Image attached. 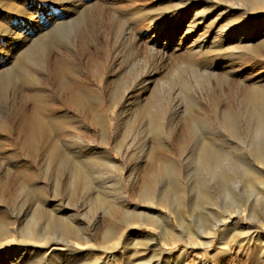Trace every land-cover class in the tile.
Returning a JSON list of instances; mask_svg holds the SVG:
<instances>
[{"label":"rangeland","instance_id":"obj_1","mask_svg":"<svg viewBox=\"0 0 264 264\" xmlns=\"http://www.w3.org/2000/svg\"><path fill=\"white\" fill-rule=\"evenodd\" d=\"M0 227V264H264V0H0Z\"/></svg>","mask_w":264,"mask_h":264},{"label":"bare ground","instance_id":"obj_2","mask_svg":"<svg viewBox=\"0 0 264 264\" xmlns=\"http://www.w3.org/2000/svg\"><path fill=\"white\" fill-rule=\"evenodd\" d=\"M259 114L257 115V116H255V117H257V120H259L258 118H259ZM258 127H260V126H258ZM205 149V148H204ZM255 150V149H254ZM207 151V150H206ZM209 151V150H208ZM210 151H213V150H210ZM209 151V152H210ZM209 152H208V154H209ZM216 152V151H215ZM206 153V152H205ZM211 153V152H210ZM217 153V152H216ZM254 153V152H253ZM198 154H200V153H198ZM207 154V153H206ZM205 154V155H206ZM211 154H213V156H214V152L213 153H211ZM255 155H256V159H257V157H258V154H257V152H255ZM202 156H204V154L202 155ZM217 156V155H216ZM215 156V157H216ZM201 157V156H200ZM218 157V156H217ZM208 158V157H207ZM221 158V157H220ZM206 159V158H205ZM210 158H208V160H209ZM203 160H204V158H203ZM211 160V159H210ZM216 159H214V161L213 162H216L215 161ZM219 160V159H218ZM217 160V161H218ZM200 161H201V159H200ZM204 162H205V160H204ZM168 163V162H167ZM170 163V162H169ZM169 163H168V168L170 169V167H169ZM162 164V163H161ZM166 164V163H165ZM215 164H217V162L215 163ZM171 166V165H170ZM169 173V172H168ZM241 174H242V176H243V178H244V180H245V183H246V185H248V186H252V185H255V184H257L258 185V183H259V181L257 180V172L254 170V168H252L251 166H248V167H246L245 166V168H243L242 170H241V172H240ZM259 178V177H258ZM257 187V186H256ZM248 189V188H247ZM142 190H145L144 188H142ZM146 191V190H145ZM144 191V192H145ZM143 192V191H142ZM162 195H164L163 193H162ZM161 196V195H160ZM162 197V196H161ZM160 197V198H161ZM165 198H166V196H165ZM201 198V197H200ZM176 216V215H175ZM178 216H176V218H177ZM222 220H217V221H215L214 223H213V229L218 225V223H220ZM0 231H1V227H0ZM27 233H26V237L27 238H29V239H34V236L30 233V232H28V231H26Z\"/></svg>","mask_w":264,"mask_h":264}]
</instances>
